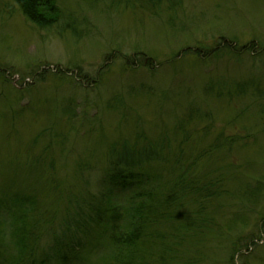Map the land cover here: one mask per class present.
<instances>
[{
  "label": "rangeland",
  "instance_id": "1",
  "mask_svg": "<svg viewBox=\"0 0 264 264\" xmlns=\"http://www.w3.org/2000/svg\"><path fill=\"white\" fill-rule=\"evenodd\" d=\"M51 2L62 14L59 30L57 21L36 27L18 2L0 0L3 162L5 156L19 161L25 155L34 161L31 172L41 177L52 162L59 188L73 179L93 194L104 187L110 143L134 144L142 129L155 134L188 105L210 114L204 143L219 129L231 136L257 131L260 138L258 106L225 88L227 80L251 70L262 77L264 107V46L252 45L264 38V0H182L147 13L139 0ZM186 54L188 64L182 61ZM204 88L214 91L206 96ZM239 151L234 145L227 161L240 162L256 149ZM260 188L261 196L217 200L226 211L222 218L234 227L227 241H213L212 264H224L231 242H237L233 264H264V181Z\"/></svg>",
  "mask_w": 264,
  "mask_h": 264
},
{
  "label": "trees",
  "instance_id": "2",
  "mask_svg": "<svg viewBox=\"0 0 264 264\" xmlns=\"http://www.w3.org/2000/svg\"><path fill=\"white\" fill-rule=\"evenodd\" d=\"M15 1L36 27L57 21V30L62 28V14L53 9L51 0ZM181 1L139 0L146 13L159 12L162 6L172 8ZM252 45L264 46V38ZM187 51V46L180 50L183 55ZM188 56L182 58L186 64ZM193 59L195 67L201 65ZM247 72L226 79L229 86L225 89L251 97V103L258 106L259 122L264 123L262 77ZM212 91L204 88L206 96ZM190 106L173 115L170 126L161 123L155 134L142 129L134 144L110 143L99 193L83 192L72 184L73 179L66 186L61 179L64 184L59 188L52 162V171L46 170L41 177L36 170L31 172L34 161L25 155L19 161L3 155L0 264H212L213 241H227L234 227L233 221L222 218L221 211H226L217 200L224 198L223 203H228L262 195L264 154L261 160L256 158L264 152V128L260 138L254 136L257 131L231 136L219 129L204 143L202 134L209 127L210 114ZM199 111L202 114L197 115ZM234 145L239 154L256 151L240 162H229ZM20 163L26 167L17 168ZM231 250L224 264H233L237 242H231Z\"/></svg>",
  "mask_w": 264,
  "mask_h": 264
}]
</instances>
